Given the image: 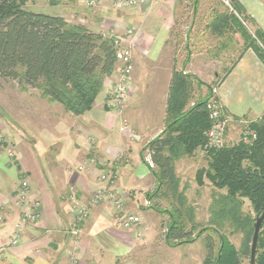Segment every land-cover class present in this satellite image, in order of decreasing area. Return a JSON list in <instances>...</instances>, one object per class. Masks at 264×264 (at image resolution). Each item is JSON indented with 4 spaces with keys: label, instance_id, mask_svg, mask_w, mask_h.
I'll return each instance as SVG.
<instances>
[{
    "label": "crops",
    "instance_id": "crops-1",
    "mask_svg": "<svg viewBox=\"0 0 264 264\" xmlns=\"http://www.w3.org/2000/svg\"><path fill=\"white\" fill-rule=\"evenodd\" d=\"M238 1L264 32L263 0ZM116 2L63 0L60 9L48 15L110 38L122 39L133 30L132 82L121 113L110 107L118 64L83 115L72 116L61 105L36 96L30 104H1L6 118L0 121V264H67L71 198L85 203L100 186V161L107 162L114 175L113 190L139 221L134 230H124L116 225L109 204L94 207L79 227V264H147L141 257L151 249L174 255L185 248L170 246L163 235L164 216L153 208L161 198H148L157 183L141 157L145 145L165 129L174 73L200 81L201 99L207 85L216 83L215 97L235 124L259 120L264 113V66L251 48L246 49L238 31L230 32L228 20L214 24L213 10L218 8L196 0L188 16L186 0H161L141 9L119 8ZM123 122L129 126L126 132L120 131ZM231 134H226L227 143L235 137ZM92 159L94 167L89 165ZM193 159H185V167L194 166ZM23 180L29 184L31 200L40 203V215L12 245L24 208L14 195Z\"/></svg>",
    "mask_w": 264,
    "mask_h": 264
},
{
    "label": "trees",
    "instance_id": "trees-1",
    "mask_svg": "<svg viewBox=\"0 0 264 264\" xmlns=\"http://www.w3.org/2000/svg\"><path fill=\"white\" fill-rule=\"evenodd\" d=\"M24 1L0 0V78L17 81L24 91H40L43 100L61 105L72 116L83 115L91 110L105 80L115 71L113 39L82 25L67 23L59 16L28 11ZM230 6L237 17L229 13L231 17H217L214 24L228 20L229 27H240L246 49L251 48L264 66L263 30L238 0H231ZM196 83L201 84L189 75L173 74L165 129L141 151L143 162L145 154L149 155L154 165L151 174L157 183L148 198L163 192L164 198L173 199L171 221L165 233L170 246L194 242L211 231L217 244L211 235L205 236L206 257L201 264H244V260H250L256 216L264 211V113L246 127L254 133V139L244 141L240 137L220 149L205 150L211 128L206 111L209 97L190 105ZM207 88L210 92L212 86ZM198 151L203 154L205 166L196 171L195 183L202 187L207 182L212 194L208 227L192 239V231L186 230V198L184 191L179 190L175 162L193 159ZM246 203L251 213L244 210ZM228 227L233 234L242 235L239 250L224 233ZM255 264H264V222Z\"/></svg>",
    "mask_w": 264,
    "mask_h": 264
},
{
    "label": "built area",
    "instance_id": "built-area-1",
    "mask_svg": "<svg viewBox=\"0 0 264 264\" xmlns=\"http://www.w3.org/2000/svg\"><path fill=\"white\" fill-rule=\"evenodd\" d=\"M159 1L161 0H117L116 5L119 8L136 9L140 7L152 6ZM94 3L95 1H91L89 5L92 6ZM226 5L230 8V10L233 11L228 2H226ZM133 35V30H127L124 34V38L122 39L111 37L114 41V46L116 47L115 57L117 64L119 65L117 78L112 86V94L110 98V107L115 113H121L129 101L133 73L131 49ZM206 111L208 119L211 122V128L207 132V139L204 149H220L224 146L223 138L228 118L223 116L224 112L222 107L216 101H214L213 97H211L206 102ZM222 117L225 119L223 120ZM128 128V124L123 122L120 131L126 132ZM243 133H245L243 136L244 141H249L250 138H255L254 133L249 131L248 128L244 129ZM1 141L2 140L0 139V143ZM8 155L12 157L13 153L9 150ZM95 163L96 161L92 159L89 165L94 167ZM144 163L148 170L154 169V165L147 153L144 156ZM99 164L101 167L98 177L100 186L90 194L85 203H78L74 196L71 198L72 215L69 228L66 231L71 243V247L66 252L67 264H79L77 253V243L80 235L79 227L89 219L91 210L94 207L109 204L112 209L116 225L124 230H134L139 221L138 216L135 213L127 210L125 198L113 190L112 184L114 175L109 172V166L107 162L100 161ZM14 197L16 202L22 205L24 208L15 226V237L11 241L12 245L17 244L18 236L23 231L24 227L30 223L37 222L40 215V203L36 200H31L30 187L26 180L21 181ZM145 207H150V204L146 202ZM1 221L2 219L0 218V222ZM137 235L140 236L139 234Z\"/></svg>",
    "mask_w": 264,
    "mask_h": 264
},
{
    "label": "rangeland",
    "instance_id": "rangeland-1",
    "mask_svg": "<svg viewBox=\"0 0 264 264\" xmlns=\"http://www.w3.org/2000/svg\"><path fill=\"white\" fill-rule=\"evenodd\" d=\"M62 1L63 0H25L24 8L31 12L50 14L51 12H56L57 9H60V4ZM195 1L196 0H186V2H188L187 7L188 9H190L188 10V14H189L188 16H190V12H192V7ZM201 1L205 5L218 8L216 12L215 10H213L214 12L213 17L215 16L231 17L229 13H233L237 17L236 13L230 10V8L226 5V2H228V4L230 5L231 0H201ZM141 8L144 7H140L136 9H141ZM217 11H219L220 13ZM244 26L252 31V28L249 25H244ZM229 29L230 32H233L232 30L236 29L238 31L237 34L240 36L242 34L240 27L238 28V27L230 26ZM182 33L184 34L185 30L182 31ZM116 78L117 75L115 77V80ZM115 80L111 82L112 85L115 83ZM202 85H203L202 83L194 84L193 97H192L193 104L201 99V97H199V93L197 89L200 88ZM207 86H212V89L210 92L208 91V88L206 89L207 95L204 96V98L208 96L209 98L207 100H209L211 97H213L214 101H216L219 104L217 98L215 97L217 92V90L215 89L216 85L213 83ZM35 96L43 100L41 98L40 91L36 90L35 93L26 90L24 91L17 81L3 80L0 78V108H2L1 104L5 105L6 103H14V101H21V100L27 102V104H30L32 103L30 102V100L36 98ZM4 113L5 112L3 110L0 111V121L3 117L6 118ZM223 116L227 117L225 114ZM224 117H222L223 120L225 119ZM227 121L228 122L226 123V128L224 131V138H223L224 145L231 144L233 143V141L236 142L239 140L240 137L243 138L245 134L243 133V130L246 129V127L248 126V122H250V121H244L242 123L235 124L233 120L228 119ZM10 124L13 126L12 122H10ZM231 127H235V128H231ZM228 131L229 133H232L231 135L235 136L234 139L236 137L237 139L236 140L233 139L231 142L227 143L225 137ZM0 139L2 140L1 134H0ZM197 156H198L197 159H193V163L195 164L194 166H191V168L185 167L186 165L183 162L185 161V159H181L175 162L177 175L180 178L179 190L184 191L186 198V205L183 208V214L186 220V230L192 231V235H193L191 237L192 239L195 238L200 233V231L208 227V221L210 218L209 206H210V201H211L210 198L212 194V189L209 187L207 182H205L206 184L202 187H198L195 183L196 171L205 166L202 152L198 151L195 154V156H193V158H196ZM158 197L161 199L159 201L154 202L155 209L158 210V213H161L164 216L163 217L164 225L162 227V231H163V235H165L171 221L168 213L173 211V202H172L173 200H170L171 198L170 199L164 198L163 200V192L160 193ZM246 206L247 208L244 207V210L251 213V210L247 203ZM188 209H190V211ZM251 215L253 216V214ZM224 233L226 234L231 244H233L239 250L242 242V235L233 234L232 229L229 227L225 229ZM206 235H211L215 239V243L217 244L216 236L211 231H206L196 241L183 244L185 245L183 246L185 248L178 250L179 252H176V254L174 255L171 254L167 255L160 250L156 252L154 249H151L147 252L146 257H141V261L147 264H178V263L192 264V260H193V264H199L200 260H204V258L206 257V242H205ZM187 246H191V248ZM152 250H154V252ZM244 264H249V261L244 260Z\"/></svg>",
    "mask_w": 264,
    "mask_h": 264
},
{
    "label": "water",
    "instance_id": "water-1",
    "mask_svg": "<svg viewBox=\"0 0 264 264\" xmlns=\"http://www.w3.org/2000/svg\"><path fill=\"white\" fill-rule=\"evenodd\" d=\"M263 222H264V211L261 214L256 216L255 223L253 226V236H252V242H251L249 264H255L257 241H258L260 228Z\"/></svg>",
    "mask_w": 264,
    "mask_h": 264
},
{
    "label": "bare ground",
    "instance_id": "bare-ground-1",
    "mask_svg": "<svg viewBox=\"0 0 264 264\" xmlns=\"http://www.w3.org/2000/svg\"><path fill=\"white\" fill-rule=\"evenodd\" d=\"M208 101V100H207Z\"/></svg>",
    "mask_w": 264,
    "mask_h": 264
}]
</instances>
